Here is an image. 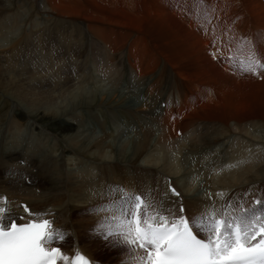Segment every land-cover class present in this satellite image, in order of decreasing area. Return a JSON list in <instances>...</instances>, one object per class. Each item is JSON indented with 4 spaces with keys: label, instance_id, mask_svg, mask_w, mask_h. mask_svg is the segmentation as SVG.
<instances>
[{
    "label": "bare ground",
    "instance_id": "1",
    "mask_svg": "<svg viewBox=\"0 0 264 264\" xmlns=\"http://www.w3.org/2000/svg\"><path fill=\"white\" fill-rule=\"evenodd\" d=\"M161 1L0 0V190L9 195L10 207H14L19 196L27 199L33 209L50 206L47 209L53 210L56 221L70 228L74 247L66 249L81 248L95 259V254L104 248L99 240L85 242L81 247L78 244L82 229L88 228L91 233L92 226L102 218L103 214L97 215L94 210L103 203L99 190L103 191L101 188L106 182L117 180L137 187H142L143 182L153 186L158 173L163 181L164 176H170L179 188L178 176L190 172L206 174L204 154L211 156V145H221L227 139L231 150L238 153L248 147L242 154L235 155L242 156V160L232 161L230 166L221 164L216 189H229H226V198L242 191L247 197L252 193L248 190L253 187L264 192V144L247 140L256 138L253 135L255 123L264 118L262 111L251 112L258 102L244 104L233 100L211 110V105L201 98L195 99L200 102L198 105L190 101L191 82H206L210 76L209 71L208 75L200 73L203 62L212 67L215 78L223 79L225 72L209 61L207 50L213 36H222L220 27L225 25V29L228 24L224 21L232 23V17L237 15L236 23L243 21L244 28L256 29L260 37L257 38L264 47V0H211L217 7L220 2V7L225 4L226 17L214 18L215 22L210 21L204 30L198 31L194 30L192 17L179 19L173 13L174 8L170 9L173 5ZM38 4L44 15L41 19L34 15ZM217 11L212 10L214 17ZM120 56L125 57L135 77L130 81L121 78L119 72L118 84H109L108 94L104 92L103 99L98 101L99 86L108 84H102L100 78L97 84L92 72L89 70L86 75L83 70L91 61L96 70L111 71ZM160 59L173 67L175 75L181 76L183 81L181 85L168 83L173 86L166 93L161 113L154 114L147 100L140 103L148 107H145L146 114L155 117L156 128L151 129L143 124L141 117L135 116L139 104L132 98L140 93L145 82L141 81L154 73ZM73 77L79 79L76 87H73L76 85L72 83ZM211 77L208 85L215 90L219 83H213L212 74ZM235 78L230 81V91L239 87ZM95 85L99 89L96 93ZM220 85L222 87V83ZM55 88L61 102L51 93ZM221 92L224 91H219L220 100ZM230 95L228 92L226 96ZM173 113H178L179 117ZM26 115L31 119L26 121L29 129L33 124L42 125L40 129L53 133L58 144L54 141L47 145L35 137L25 140L20 120ZM110 120L113 125L123 127L113 135L111 142L107 131ZM93 124L100 127L104 135L96 137ZM132 132V138L124 137ZM127 141L131 145L126 144ZM106 148H110V153ZM185 149L188 152H184ZM71 153L76 160L73 165L82 163L88 169L93 166L95 175L78 168L67 169L65 155ZM187 153L193 156L187 158ZM21 159L24 164L19 163ZM146 159L151 161L150 165L137 164ZM190 164L195 166L193 171L188 169ZM22 173L33 182H23ZM206 196L181 193V203L193 215L215 206L216 197ZM163 198L161 204L166 199Z\"/></svg>",
    "mask_w": 264,
    "mask_h": 264
},
{
    "label": "snow or ice",
    "instance_id": "2",
    "mask_svg": "<svg viewBox=\"0 0 264 264\" xmlns=\"http://www.w3.org/2000/svg\"><path fill=\"white\" fill-rule=\"evenodd\" d=\"M229 61L241 74L264 71L254 49L247 59ZM170 191L179 196L171 186ZM217 195L219 207L186 216L181 203L177 216L175 209L116 186L94 210L103 215L93 231L127 249L122 264H264V198L249 205ZM24 211L33 219L18 224L9 201L0 197V264H93L79 250L71 257L62 251L67 232L54 227V220L31 213L27 206Z\"/></svg>",
    "mask_w": 264,
    "mask_h": 264
},
{
    "label": "rangeland",
    "instance_id": "3",
    "mask_svg": "<svg viewBox=\"0 0 264 264\" xmlns=\"http://www.w3.org/2000/svg\"><path fill=\"white\" fill-rule=\"evenodd\" d=\"M161 2H163V3H165V5L168 3V2H170L173 6H170V9L171 10H173V8H174V10H173V13L174 14H176L177 16H178V18L180 19L181 18V20H183V19H186L187 17L185 16V15H183L182 13L184 12V10H185V7H183L182 6V4H180V3H178L179 2V0H162ZM38 7H40V4H38V6L37 7H35V10L37 11L36 13H35V11H34V15L35 14H37V15H35V17L37 18V19H41L42 17H44V15H42L41 14V12L39 11V9H38ZM175 9H176V11H175ZM179 10H182V11H179ZM84 12V11H83ZM181 12V13H180ZM237 12H239V11H237ZM85 13L87 14V12L85 11ZM38 16V17H37ZM237 15H235V17H236ZM185 17V18H184ZM234 17V16H233ZM232 17V18H233ZM177 18V19H178ZM188 18H191V17H188ZM215 18V17H214ZM231 18V17H230ZM238 19V18H237ZM212 21V20H211ZM212 22H215V20H213ZM224 23L225 24H227V26L225 27V29H227V27L229 28L230 27V30L231 29H233L234 28V30H236V29H240L242 32H250V33H248V35H250L253 39H255V45H256V48H257V50H258V52H259V54H260V56H261V58L264 60V47L260 44V37H259V34H257L258 32H256V29L255 30H251V28L250 27H248L247 29H246V27L244 28L243 26L245 25L244 24V22L242 21V22H240V23H236L237 24V26H236V24L234 23L233 24V22L231 23H229V22H226V21H224ZM239 24V25H238ZM211 25V24H210ZM236 26V27H234V26ZM225 26V25H224ZM240 26V27H239ZM233 27V28H232ZM243 28V29H242ZM198 29H200V28H198ZM194 30H197V28H195V26H194ZM198 31V30H197ZM206 31V30H205ZM232 31V30H231ZM227 33V36L230 34L228 31H226ZM133 33V32H132ZM256 34H257V36H256ZM257 37H259V38H257ZM228 43V42H227ZM229 43H231V42H229ZM261 51V52H260ZM207 52H208V55H209V57H208V59H209V61L210 62H212L213 63V65L214 66H216L215 64H217V66L215 67L216 69H218V70H221V72L223 73V72H225V73H223L224 75H223V79H221V78H215L216 77V75H215V72H214V70L212 69V67L210 66V65H208L206 62L204 63H202L203 64V67H202V70L200 71V73L202 72V73H204V72H208L209 71V73H210V76L208 75V73H207V75H208V77H207V80H206V82L204 81V80H202V82H198V81H196L197 82V85L195 84L196 82H191V92H192V96H190L191 97V100L190 101H192L193 100V102L196 104V105H198L200 102H196L195 101V99H196V97L197 98H201V99H203V101H205L206 103L208 102L209 104H207V105H211V106H209V108L211 109V110H217L218 108H220V107H222V106H224L225 104L227 105L228 104V101L230 102V101H233V100H235V101H238V100H240L241 101V103H246V102H251V101H253V102H258L257 103V107L256 108H254V109H252V111L251 112H253V113H256V112H261L262 111V115H264V71H262V72H260V74L262 75L260 78L258 77V78H256V77H248V76H240V75H238V74H234L231 70H229L228 69V67L226 68V66H225V68L223 67V63H221V61L219 60V59H214L212 56H210L211 54H210V50L208 49L207 50ZM120 60V62H121V70H120V73H121V78L122 77H126L128 80H130V81H132V78L134 79V73L132 72V70L130 69V67H129V65H128V63H127V61H126V59H125V57H123V58H121V56L119 57V59H117V62ZM161 60V59H160ZM211 60H213V61H211ZM88 62V61H87ZM116 62V63H117ZM220 62V63H219ZM215 63V64H214ZM168 65V66H167ZM204 66H206V67H204ZM223 67L222 69H220V67ZM114 67H115V65H114ZM116 67H117V65H116ZM116 67H115V69H116ZM159 67H160V69H159ZM171 66H169V64H167L165 61H163V60H161V63H160V65H158L157 66V68H156V70L154 71V73H152V74H150V75H148L146 78H144L141 82H144V83H142V90H140V93L137 95V97H136V95H134L133 96V98L132 99H134L135 101H137L136 103H138V104H140V103H144V102H142V100H140L139 99V96L140 95H142L143 96V98H144V101L145 102H150L149 104H150V108H151V110H153V112H154V114H159V113H161L162 112V107L164 106V105H162V101H164V98H165V96H166V93H168V92H170L171 91V89H169V87L170 88H172V86L173 85H171V86H168V83H173V84H180L181 85V83H182V81H183V78L181 77V76H178V74H176L175 75V69L173 68V67H171ZM91 70H90V72H92V74L95 76H100V74H104V72L103 71H101V70H96V68H93V67H91L90 68ZM225 69H227V71H231V76H230V74H229V72L227 73V71L225 70ZM206 70V71H205ZM95 71V72H94ZM173 71V72H172ZM126 72L127 74L126 75H124V73ZM227 73V74H226ZM155 74V80H156V82H157V84H155V85H153L152 87H149V86H151V83H153V81H152V75H154ZM211 74L213 75V78H214V80H215V82H213V83H215L216 85L218 84V85H220L221 83H222V87H221V85L218 87V85H217V88L218 89H222V90H218L217 88L214 90V88H212L210 85H208V83H209V81H211V79H212V77H211ZM234 74V75H233ZM119 75V74H118ZM206 75V76H207ZM227 75V76H226ZM113 76H115V73H114V75ZM215 76V77H214ZM227 77V79H226V77ZM234 76H236V78L235 79H233V80H235L238 84H239V87H237V88H235V87H233L232 88V91H233V93H232V91H230V87H232V85L230 84V81L232 80V78H234ZM210 77H211V79H210ZM73 78H75V77H73ZM97 78H99V77H97ZM209 78V79H208ZM203 79H205V78H203ZM219 79H220V81H219ZM77 80H79L78 78L76 79H73L72 80V83H75L76 85H74L73 87H76L77 86V84H79L78 82H77ZM222 80V81H221ZM177 81V82H176ZM217 81V82H216ZM225 81V82H224ZM228 81V82H227ZM98 82H100V81H97V84H98ZM161 82V83H160ZM251 82V83H250ZM206 83V84H205ZM223 83H224V85H225V89H229L228 91L226 90L225 91V89H223V87H224V85H223ZM193 84V85H192ZM205 84V85H204ZM230 84V85H229ZM109 85V84H108ZM108 85H104V87H102V88H100V90H99V92H98V94H97V98H98V101L100 100V98H102V97H104L103 96V93L104 92H106V94H108L107 92L109 91L108 90V88L110 87V85L108 86ZM165 85H167L168 86V88L166 89V86ZM227 85V86H226ZM115 86V85H114ZM199 86H201V87H199ZM229 86V87H228ZM199 87V88H198ZM206 87V88H205ZM210 87V88H209ZM228 87V88H227ZM149 88V89H148ZM212 88V89H211ZM105 91H104V90ZM169 89V90H168ZM208 89V90H207ZM155 90H157L156 92H155ZM218 90V91H217ZM102 91V92H101ZM144 91H145V96H144ZM202 91V92H201ZM209 91V92H208ZM219 91H224V92H221V100L219 99V97H218V94H219ZM101 92V93H100ZM194 92V93H193ZM214 92V93H213ZM228 92H231V95L229 96V97H227L228 96ZM52 93V95L53 96H55V97H58V94H59V91H58V89L57 88H55L54 90H53V92H51ZM95 93H96V91H95ZM150 93H152V95L150 94ZM157 93V94H156ZM175 93V92H174ZM222 93H223V95L224 96H222ZM225 93V94H224ZM106 94H105V96H106ZM176 94V93H175ZM208 94V95H207ZM216 94V95H215ZM155 95V96H154ZM205 95H207V96H205ZM227 95V96H226ZM211 96L212 97H214V98H212L211 100H213V102L212 103H210L211 102V100H208V98H211ZM262 96V97H261ZM145 97H146V99H145ZM149 97V98H148ZM189 97V98H190ZM194 97V98H193ZM205 97V98H204ZM226 97V98H225ZM239 97V98H238ZM207 98V99H206ZM218 98V99H217ZM222 98H224L223 99V102H220V101H222ZM235 98V99H234ZM61 96L59 95V97H58V102H61ZM103 99V98H102ZM117 99V97L115 98V100ZM205 99V100H204ZM256 99V100H255ZM147 100V101H146ZM219 100V102H217L216 103V101H218ZM156 103V104H155ZM259 104V105H258ZM219 106V107H218ZM146 107V106H145ZM144 106H142L141 104L140 105H138V107H136V110H138V108H143V110H145L144 111V114H141V113H137L136 111H135V116L136 117H138L139 119H140V117H141V121H143V124H146L145 126H147V127H149V128H151V129H155L156 128V120H154V115L153 114H151V115H149V114H146L145 112H146V108H148V107H146L145 108ZM212 107V108H211ZM215 108V109H214ZM143 115V116H142ZM146 115V116H145ZM154 117V118H153ZM256 119H258V118H256ZM259 119H261V118H259ZM262 121H264V118H263V120H257V122L255 123V126H254V128H255V133L253 134L256 138L257 137H260L261 135H260V131H261V133H263L262 132V126L263 125H260V124H258V123H261ZM148 122V123H147ZM110 123H111V120H110ZM154 123V124H153ZM262 123H264V122H262ZM258 124V125H257ZM93 125H95V124H93ZM260 125V126H259ZM42 126V125H41ZM259 126V127H258ZM98 126L97 125H95V131H94V134H95V136L96 135H98V136H96V137H101L102 135L101 134H97V133H95L96 132V128H97ZM115 127H117L118 128V130L120 131L121 129H123V127L122 126H115ZM121 127V128H120ZM39 128V127H38ZM100 128V127H99ZM29 129V128H28ZM101 129V128H100ZM154 131V130H153ZM118 132V131H117ZM41 134V133H40ZM115 134H117V133H115ZM257 136H256V135ZM48 136L49 137H51V138H53V133H49L48 132ZM134 136V132H132L131 134H127V136L125 135L124 137L126 138V139H128V138H132ZM28 138H27V140H34V136L30 133L28 136H27ZM38 138V137H37ZM154 139H155V137H153ZM53 139H55V138H53ZM113 140V139H112ZM112 140H108V141H112ZM188 143H189V140L187 141ZM126 144H128V145H131V143H129V141H127V142H125ZM47 145H52L51 143L50 144H47ZM222 145V144H221ZM108 151V153H110V148H106ZM184 152H188V149H185V150H183ZM211 151V156L210 155H208V154H204V156H203V162H206V164H205V166H206V170H205V173L206 174H204V173H201V174H198L197 172H194V173H185V175L183 176V175H180V176H178L177 178H176V180H178V186H179V190L181 191V193L183 194V195H185V194H188V195H192V193H194V194H198V195H200V196H206V197H210V196H215V192H219V191H217V190H220L221 192H223V193H225V194H227V190H229V189H227V188H217L216 189V187H217V184H218V178H219V176H221V175H219L218 176V174L216 175V174H212V175H208V170L210 169V168H217L219 165H220V167L219 168H221V167H223V165L225 166H227L228 164H229V166H230V164H231V162L232 161H240V160H242L241 159V157L242 156H235V155H232L230 158H226V159H219V161L218 162H220V163H214V161H215V159L217 160V154L215 153V154H213L214 152L212 151V149L210 150ZM72 155H69V154H67V155H65V160H66V168L67 169H70V168H78V169H81V170H83V171H85V172H90L92 175H95V168L94 169H91V171H90V169H88V168H85V167H83L84 165L82 164V163H80V164H82V165H80V166H75V164L73 165L72 163H74V161H72V160H70ZM193 155L191 154H189V153H187V156H185V157H187V158H191ZM234 156V157H233ZM233 159H235V160H233ZM70 160V161H69ZM226 160V161H225ZM195 161V160H194ZM226 163H225V162ZM146 162V163H145ZM150 162L151 161H148L147 159L146 160H143V161H138L137 162V164L138 165H142V166H144L143 164H146V165H150ZM208 162V163H207ZM212 162H213V164H212ZM90 163V162H89ZM147 163H149V164H147ZM264 163V162H263ZM71 164V165H70ZM201 164L202 163H199V165L201 166ZM221 164H223V165H221ZM145 165V166H146ZM82 166V167H81ZM189 167H188V169H191V171H193V169H195V166L194 165H188ZM207 166H209V167H207ZM80 167V168H79ZM150 168H152V167H150ZM208 168V169H207ZM93 170V171H92ZM221 171H222V168H221V170H220V174H221ZM186 176V177H185ZM94 177V176H93ZM157 177V178H156ZM160 178V179H159ZM216 179H217V181H216ZM155 180H156V183L153 185V187H155V188H162V191H165V187H164V181H163V179H161V177L159 176V174L158 173H156V175H155ZM162 181V182H161ZM211 181V182H210ZM190 182V183H189ZM217 182V183H216ZM160 183H161V185H160ZM256 183V182H255ZM184 184V185H183ZM187 185V186H186ZM187 187V188H186ZM189 187V188H188ZM200 188V189H199ZM223 189V190H222ZM227 189V190H226ZM184 190V191H183ZM187 190H188V193H187ZM193 190V191H192ZM264 193V192H263ZM79 217H81L80 215H78ZM95 226H96V224L95 225H93L92 226V228H91V230H92V232L90 233V229H86V230H84V229H82V239L80 240L79 239V244H78V246H83V244L85 243V242H94V241H97V240H99L101 243H102V245L104 246V248H102L101 250H99V252L98 253H96L95 255H96V259H100V260H107V261H109V260H114V261H124L125 259H126V256H127V249H122V248H120V247H118L112 240H109V241H105L104 239H102L98 234H96L93 230H94V228H95ZM70 237H71V239H69V243L71 244V248H73L74 246H72V235H70ZM91 240V241H90ZM67 247H69V246H67Z\"/></svg>",
    "mask_w": 264,
    "mask_h": 264
}]
</instances>
